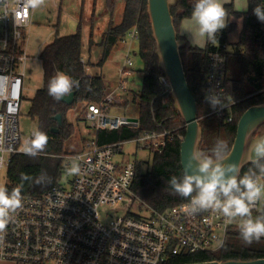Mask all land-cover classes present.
I'll return each instance as SVG.
<instances>
[{
  "label": "built area",
  "instance_id": "built-area-1",
  "mask_svg": "<svg viewBox=\"0 0 264 264\" xmlns=\"http://www.w3.org/2000/svg\"><path fill=\"white\" fill-rule=\"evenodd\" d=\"M34 12L35 9L26 6V0H0V172L7 170L13 154L26 153L37 132L33 131L22 144L19 116L25 98L27 64L31 60L28 29L34 24ZM138 41L135 26L123 40L125 47L115 88L107 91L100 102L85 105L83 120L90 122L95 132L134 126L122 116L114 115L112 109L126 103L130 82L136 75H143L134 61ZM223 48L228 49L226 45ZM226 50L216 49L210 54L204 90L206 94L212 90L221 95L227 105L216 110L210 106L209 115L230 123L234 119L235 100L225 93ZM81 62L87 64L84 58ZM159 81L163 94L170 95L166 75ZM171 134V131H146L135 141L140 149L162 152ZM122 145L100 144L93 135L79 152L65 156L63 173L71 171L72 161L77 162L72 179L62 182L61 177L59 184L40 195L20 194L21 207L0 232V261L168 264L182 254L220 250L229 231L239 228L241 219L230 220L212 209L189 215L183 211L189 200L163 211L142 206L135 213L108 221L102 219V206H119L126 199H137L132 191L135 160H116ZM255 180L264 186V174ZM263 211L261 196L252 206V217H263Z\"/></svg>",
  "mask_w": 264,
  "mask_h": 264
},
{
  "label": "trees",
  "instance_id": "trees-1",
  "mask_svg": "<svg viewBox=\"0 0 264 264\" xmlns=\"http://www.w3.org/2000/svg\"><path fill=\"white\" fill-rule=\"evenodd\" d=\"M117 0H107L110 12H113ZM195 0H177L171 7L174 24L178 32V39L185 41L180 54L189 87L198 103V118L203 130L200 154L211 156L212 149L221 142L226 146L222 156L232 148L239 119L251 106L264 104V23L257 20L253 9L260 5L264 7V0H248V10L237 11L233 3L225 4L228 13L227 26L217 34L215 43L207 40L204 47L191 44L180 33L181 23L192 17ZM137 26L139 31L138 51L135 55L143 63L142 88L134 95L138 103V125L121 127L116 130L101 129L94 132L100 144L124 143L137 140L146 131H171L167 145L162 152L149 149L150 161L137 160L136 176L132 191L142 206H149L158 211L188 201L173 193L168 180L175 175L183 174L181 163V142L185 136L186 123L174 107L171 94H163L160 77L165 75L159 66L156 54V42L153 37L152 25L147 10V0H125L122 21L115 25L111 23L104 33L102 41V57L99 66H103L111 52L121 44L128 33ZM238 39L231 42L230 36L238 32ZM89 44L92 46L93 33L90 34ZM226 45L228 49H224ZM226 50V65L224 86L226 96L235 100L233 107L234 119L230 123L218 120L209 115L211 107L205 100L204 82L208 72L209 56L216 50ZM83 38L81 23L77 31L70 35H57L52 43L48 44L40 55L43 68V87L36 92L32 99L29 115L38 123L37 131L47 137V143L38 155L16 153L6 170L7 182L5 188L9 192L18 190L20 194L36 196L44 193L54 185L59 184L63 176V167L66 154L64 145L74 133L72 124L66 120L68 110L80 103L100 102L110 86L102 75H88L87 64H83ZM233 63L240 71V77H232L229 73V64ZM58 72L68 74L78 82L75 92V102L71 106L53 99L48 93L50 79ZM129 103L126 99L125 106ZM63 115V126L59 127L54 116ZM59 128L58 133L52 132ZM260 135H264V124L259 128ZM181 137H180V136ZM87 138H83V144ZM264 164V160L257 161ZM257 162L247 164L241 176L254 174V179L264 174L257 167ZM144 167V168H143ZM146 167V168H145ZM264 217V211L262 213ZM264 258V238L254 241L250 245L243 243L240 228L229 231L225 245L216 252L186 253L177 256L168 264H185L207 261L227 260H255Z\"/></svg>",
  "mask_w": 264,
  "mask_h": 264
},
{
  "label": "rangeland",
  "instance_id": "rangeland-1",
  "mask_svg": "<svg viewBox=\"0 0 264 264\" xmlns=\"http://www.w3.org/2000/svg\"><path fill=\"white\" fill-rule=\"evenodd\" d=\"M225 3H233L236 10L245 12L248 10V0H221ZM221 2V3H223ZM125 8V2L117 0L113 12H110L107 6V0H45L44 5L39 8H35L34 24L28 29V54L31 60L27 64V78H26V90L25 98L22 103L21 114L19 116V127L22 133V144L24 139L30 136L33 131H37L38 123L36 119H32L29 115V111L32 104V99L35 97L36 92L43 87V68L40 60V55L44 48L52 43L57 35L65 36L73 34L77 31L78 25L81 23L82 37H83V55L88 56L89 53V38L90 29L94 26V38H97L96 30L99 27H103L105 30L106 25L112 21L117 25L122 21L123 12ZM182 25H186V28L192 33L196 39V44L200 46L206 45L207 38L202 37L199 34L198 26L191 18H186L182 21ZM102 30V31H103ZM238 32L231 34V42H235L238 39ZM202 44H199V41ZM95 45V43H94ZM199 46V47H200ZM97 48V47H96ZM96 50L91 55V61L86 58L87 72L93 75H102L104 78H108L114 82H118V70L119 58L122 59V53L124 49L122 45H118L110 57L103 66H99L100 54L96 53ZM135 52L138 51V43H135ZM134 61L136 68L141 70L143 63L135 55ZM229 73L230 76L239 78L240 71L238 67L234 66L230 62ZM105 78V80H107ZM142 88V77L136 75L134 77V83L130 84L128 92L129 103L125 106H114L112 113L118 116L137 117L138 116V103L134 100V95L138 94ZM112 88H110L111 90ZM86 102L80 103L74 108L68 110L66 120L72 124L74 133L66 140L64 145V152L68 155L79 152L82 149L83 138L92 137L94 130L91 128V123L83 120V115L86 108ZM261 136L259 129L253 135V138ZM263 136V135H262ZM203 140V138H202ZM202 142V141H201ZM201 147V144H200ZM144 160L150 161L151 157L147 150L140 149L138 143L135 140L126 141L122 145L121 154L116 156V160ZM66 163L65 161L63 162ZM71 171L63 173L62 182H66L72 179L73 169H76L77 162H71ZM144 168V167H143ZM146 168V167H145ZM7 182V172L5 170L0 172V187H5ZM264 202V195H262ZM140 206H126L119 208V206H102L101 215L104 221H108L117 216H124L127 213H135L139 211ZM0 264H16L10 261H0Z\"/></svg>",
  "mask_w": 264,
  "mask_h": 264
},
{
  "label": "clouds",
  "instance_id": "clouds-1",
  "mask_svg": "<svg viewBox=\"0 0 264 264\" xmlns=\"http://www.w3.org/2000/svg\"><path fill=\"white\" fill-rule=\"evenodd\" d=\"M45 0H26V6L39 8ZM253 14L264 23V7L257 5ZM228 13L221 0H195L192 19L198 26L199 34L215 43L217 34L227 26ZM78 82L63 72L56 73L49 81L48 93L55 100H62L71 94ZM205 100L216 109L227 107L221 95L209 90ZM47 143L44 133L37 131L35 139L26 147V154L38 155ZM226 146L221 142L212 149L211 156H193L180 177L171 176L168 185L174 194L188 198L189 203L183 209L189 215L209 209L219 211L224 217L241 219L240 236L246 245L264 238V217H252V206L264 195V186L257 184L254 174H239V166L225 163L222 154ZM256 161L264 160V138L253 145ZM264 173V164L257 162ZM21 207V195L18 190L8 191L0 187V232L4 231L12 214Z\"/></svg>",
  "mask_w": 264,
  "mask_h": 264
},
{
  "label": "water",
  "instance_id": "water-1",
  "mask_svg": "<svg viewBox=\"0 0 264 264\" xmlns=\"http://www.w3.org/2000/svg\"><path fill=\"white\" fill-rule=\"evenodd\" d=\"M177 4V0H147L148 15L152 25L153 37L156 42V54L159 58V66L168 78L171 86V96L174 107L186 123L185 136L181 142V163L183 170L195 156L200 158V144L203 138V130L198 118V103L192 93L180 50L185 46L184 40L178 39V32L174 24V17L171 7ZM58 101V100H57ZM58 102L65 106H71L75 102V92ZM58 126H63V115L61 113L54 116ZM123 120L132 122L136 126L137 117L123 116ZM264 124V104H258L248 108L239 119L237 134L231 150L222 159L225 163H235L239 166L241 175L244 167L256 161L253 152V145L263 136L253 138L256 131ZM59 128H53L52 132L58 133ZM140 206L139 199L129 198L124 200L119 208L126 206ZM185 264H264V258L255 260H227V261H207L193 262Z\"/></svg>",
  "mask_w": 264,
  "mask_h": 264
},
{
  "label": "crops",
  "instance_id": "crops-1",
  "mask_svg": "<svg viewBox=\"0 0 264 264\" xmlns=\"http://www.w3.org/2000/svg\"><path fill=\"white\" fill-rule=\"evenodd\" d=\"M122 1H124L125 2V0H122ZM221 2H223V1H221ZM223 4V6L225 5V4H228V3H225V2H223L222 3ZM236 9V8H235ZM238 11V10H237ZM241 12V11H240ZM34 17H35V12H34ZM112 23V21H110L107 25H106V29L105 30H103V27H101V29L99 30V27L97 28V30H96V34L98 35V33H100V35H98L97 36V38H94V32H95V29H94V26L90 29V31H91V33H93V41H94V43H95V45L93 44L92 46H90V44H89V42H88V44H89V53H88V56H85L84 57V55H83V57L84 58H86L88 61H91V55H92V52H93V48H94V51H95V49H97L96 50V53H99L100 54V56L102 57V47L100 46V42L102 41V38H103V35H104V33L107 31V29H108V27H109V25ZM103 30V31H102ZM180 33L183 35V36H185L187 39H188V41L191 43V44H193V45H197L196 44V39H195V37L192 35V33L186 28V25H182V23H181V27H180ZM83 38V37H82ZM124 40V39H123ZM123 40L121 41V44L120 45H122V48H124L125 47V45H124V42H123ZM202 41L200 40L199 41V44H202L201 43ZM206 44V43H205ZM197 46H200V45H197ZM205 46V45H204ZM204 46H200V47H204ZM97 47V48H96ZM100 57V58H101ZM118 62H119V64H118V66H117V70H118V67L120 66V64L122 63V59H120L119 58V60H118ZM106 63V62H105ZM104 63V64H105ZM89 69H90V66L88 67ZM87 68V69H88ZM89 75H93L92 73H88ZM104 77V76H103ZM106 78V77H105ZM104 78V79H105ZM142 78H143V75H142ZM107 80H105L106 81V83L110 86V88H112V89H114L115 88V86H116V84H117V81L116 82H114V81H112V80H110V79H108V78H106ZM132 83H134V78L132 79V81L130 82V84H132ZM130 86V85H129ZM110 90V89H109ZM130 90V89H129ZM127 96H128V93H127ZM112 111H113V109H112ZM95 132V131H94ZM94 135V134H93ZM89 138V137H88ZM83 142V141H82ZM82 147H83V143H82Z\"/></svg>",
  "mask_w": 264,
  "mask_h": 264
}]
</instances>
